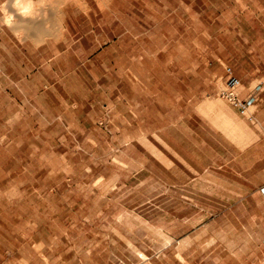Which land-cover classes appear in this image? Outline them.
<instances>
[{
    "label": "rangeland",
    "instance_id": "obj_1",
    "mask_svg": "<svg viewBox=\"0 0 264 264\" xmlns=\"http://www.w3.org/2000/svg\"><path fill=\"white\" fill-rule=\"evenodd\" d=\"M112 9H95L92 23L71 12L68 41L39 48L0 22V264H108L119 212L144 231L193 233L191 264H264V152L243 157L248 168L261 162L260 180L256 166L234 174L242 153L216 117L228 107L258 137L251 144L264 145L253 121L264 124V0H116ZM228 67L246 79L240 93L256 96L253 114L222 96ZM218 99L227 106L216 110ZM182 130L217 164L182 190L197 194V208L148 172L150 155L168 161L163 135ZM178 206L187 220L165 214ZM151 236L141 264L166 260L163 235Z\"/></svg>",
    "mask_w": 264,
    "mask_h": 264
},
{
    "label": "crops",
    "instance_id": "obj_2",
    "mask_svg": "<svg viewBox=\"0 0 264 264\" xmlns=\"http://www.w3.org/2000/svg\"><path fill=\"white\" fill-rule=\"evenodd\" d=\"M20 44L23 45L22 43ZM241 80L242 82L244 80L246 82V79ZM241 97L243 99L246 98L247 92H242ZM233 106L236 107L234 104ZM197 116L202 118L203 120L205 117L206 120L205 114L201 113L200 111H198ZM184 117L185 116L182 115L181 120H183ZM176 122L179 123V120ZM163 136L164 137L161 138L168 145V147L159 148V150L163 153V155L166 157V160H168L169 162H163L156 156L153 157L152 155H150V163L148 165L149 175L154 180L155 185L164 184L168 190L174 192L173 198L175 197V194L176 196H179L177 197L178 204L190 203L192 205H195L197 208V206H199V203L195 198V195L197 194H192L194 197H185L183 191L187 186L198 187L201 173L205 171L213 172L214 168L217 167L216 160L211 159L210 161H205L206 155L203 143L199 144L200 139L199 137H196V139H194L195 141L189 144V140L191 139V137L186 131L182 130L179 134L166 133ZM260 144L259 142H256L253 145H248L244 149L240 148V153L242 154L238 153V155L235 156L233 165L234 167L232 166L234 169L231 170L232 172H234V174L245 178L255 169L254 167L256 166V170H258L257 180L261 179V173H263L261 172V162L256 161L257 163L255 165H253L251 168H248L246 166V159L243 158L244 154L258 155V153H263L264 145ZM239 146L240 145H238V147ZM143 166L145 168V163ZM263 184L264 182L260 185V187ZM184 197L189 198L190 201L184 199ZM167 210L165 211V214H171V218L173 220L182 221V219H188V216L182 215V209L179 206L172 207L171 209ZM153 214V212L150 214V221L151 218H156V211L155 216H153ZM116 217L117 226L109 229L107 233V249L111 252L110 257L107 260L108 264H111L110 261H112V264H141V252L145 253L149 251V249L153 245H155L153 244V242L157 239L152 238L151 235H157L158 231H160V234L163 235V237L159 239L160 242L158 241V247L160 250H162V254L166 257V260L165 262L160 263L158 262L159 260L150 258L144 264H191L189 259H186L184 252L190 250L186 245L189 243V241H191L192 235H194L193 233L188 234L186 232L180 234V232L178 231V227L176 226L172 227L171 229L163 226V228H157L156 224L151 223L150 224L152 225V228L150 227L146 229V231H144L138 229L135 226L134 220L136 217H133L131 220L132 222L130 223L126 222L125 212L117 213ZM193 218H197V213ZM199 246L200 245H197V248L192 250H198ZM91 253H93V251ZM174 253H176V259H173Z\"/></svg>",
    "mask_w": 264,
    "mask_h": 264
},
{
    "label": "bare ground",
    "instance_id": "obj_3",
    "mask_svg": "<svg viewBox=\"0 0 264 264\" xmlns=\"http://www.w3.org/2000/svg\"><path fill=\"white\" fill-rule=\"evenodd\" d=\"M115 2L116 0H0V22L7 32L15 36L23 45L39 48L42 46L44 47V45L68 41V33L70 32L68 19L69 16L72 15L71 12H75L79 16L83 15L85 17V22L92 23L95 9H97V13L94 14H108L110 10H113L112 7ZM217 101L221 100L218 99ZM217 101H212L213 103L216 102L215 109L216 106L218 107V105H222V103V107L226 105L223 101L220 102L221 104ZM212 102L210 103V108L207 107L211 110L213 106H211ZM208 105L209 103L207 106ZM218 108L216 110H218ZM254 108L255 106L252 104L249 108L250 114H253ZM209 109L208 113L212 114L213 110L209 111ZM226 109H228V107H226ZM222 110L221 115L216 116L221 122L217 123V125H221L226 131L225 134L229 137L231 136L233 141L235 140V143L241 146H239L240 148H246L258 138L253 134L247 123L240 120L241 117L240 119L235 118L236 116H233L234 113H232L233 115L229 114L231 110L227 112L229 109L227 111ZM215 112H213V114ZM218 112L215 114H219ZM213 114L212 116L215 117V114ZM216 117L214 121H216ZM253 119L258 128L264 131V124L258 119ZM231 138L229 140H231ZM251 159L253 158L251 157Z\"/></svg>",
    "mask_w": 264,
    "mask_h": 264
},
{
    "label": "built area",
    "instance_id": "obj_4",
    "mask_svg": "<svg viewBox=\"0 0 264 264\" xmlns=\"http://www.w3.org/2000/svg\"><path fill=\"white\" fill-rule=\"evenodd\" d=\"M243 83L240 77L236 74L232 67L227 68L226 73V85L222 90V96L228 99L232 104H234L243 114L247 113L250 106L256 102V96L253 93L246 98L241 97L240 88ZM261 85L255 87V91L260 90ZM253 90V91H254ZM254 91V92H255ZM261 195L264 197V184L259 188Z\"/></svg>",
    "mask_w": 264,
    "mask_h": 264
}]
</instances>
